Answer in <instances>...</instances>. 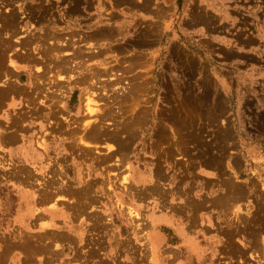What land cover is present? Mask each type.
I'll return each instance as SVG.
<instances>
[{"label": "rangeland", "instance_id": "obj_1", "mask_svg": "<svg viewBox=\"0 0 264 264\" xmlns=\"http://www.w3.org/2000/svg\"><path fill=\"white\" fill-rule=\"evenodd\" d=\"M66 1L70 3L69 0H0V28L5 24L3 25L5 28L0 29L4 37L1 38L0 35V38L13 41L14 45L6 52L3 47L2 49L0 47V50L6 53L7 59L6 66L3 67L4 69L0 67V71L8 69L10 73L9 76L6 74L0 77V88L12 82L22 91L19 96L16 92L17 105H8L9 101H13L11 96L6 98L0 95L3 96L2 99L0 98V104L3 106L1 108H7L13 116L16 109L27 117L30 114L33 117L37 116L36 122L28 121L32 117L25 123L21 122L22 126L25 124L27 126L24 130L23 128L18 130L20 141L9 144L1 141L0 154L7 159L6 164L11 165L9 162L13 160L9 157L11 152L15 151V162L12 166H16L15 169L22 168L25 164L22 156L28 150L25 147L21 150L23 142L31 137V127L43 121L47 128L40 133L36 131L33 141L37 144L36 139L40 141L46 139L51 146L50 150H40L42 156L38 158V167L43 170L45 163L54 164L52 166L56 168V171L58 170L55 178H59V183L67 184L68 182L70 187H76L79 185L74 181L78 167L80 166L84 171L86 181L93 176L94 168L91 169L89 164L95 160V164H92L97 171L106 168V172L113 173L112 177L117 185L116 193L122 197V204L114 195L112 198L114 204L108 207L103 206L100 200H98L99 203L98 201L89 203L88 200L87 204L90 205L86 204L85 206H88L86 208L82 205L87 200L83 196L74 200L77 205L72 201L73 196L69 198L64 196L65 200H61L62 197L59 196V201L62 202L56 200L53 204L68 205V211L75 213V224L70 227L63 225V220H59L58 223L61 226L57 225V228L52 230L55 231V235L49 233L46 236L41 234L44 230L39 226L27 228L20 220H17L20 194L18 190L9 193V187L3 183L4 177L0 176V264H155L151 249L152 233L161 229L171 237L165 242V247L176 246L177 241L172 230L162 226L161 222L157 224L158 226L154 225L155 222L162 221L155 217L160 216L159 211L165 210L167 206L165 208L161 206L154 196L148 195L142 198L140 194L155 184H159L161 189H172L176 182L171 175L181 177L180 185H192L194 194L198 197L197 201L204 198V200L217 199L219 197L215 196H223L221 193L224 191L229 192V187L235 182L236 185L245 186L251 193L241 196L240 200L236 196L239 201L235 197V203L229 201L230 209L225 208V202L223 209L232 211L233 238L237 237L238 241L241 239L247 241L245 238L262 235L264 239V0H176L174 7L172 5L174 0H168V12L163 11L167 14L166 20L163 21L164 23L166 21L167 31L165 41L175 37L184 41L189 47L195 48L198 47L196 43L200 37L199 32L203 31L209 37L205 39L206 41L202 40V44L205 42L209 45L213 42L220 46L226 45L227 50L213 49L206 50L205 53L212 58H215L214 54L217 53V58L223 62H216L218 67L220 64H227L223 68L227 78L230 79V83H227L231 89L226 99H229L231 109L229 106L205 108L206 110L189 105L167 106L162 108L163 113L166 114L160 115L157 119L154 114L160 108L152 106L151 97L154 93V85L158 83L155 71L162 61L154 60L153 54L149 52L134 54L135 51L130 50L131 48L124 43L130 30L133 29L134 16L137 13L145 16V10L129 12L125 17L126 25L113 27L105 26L102 16H99L100 20L94 23H82L80 11L77 9L78 12H73L77 13L76 16H71L70 4ZM75 1L77 0H72L73 5ZM104 2L112 4L113 0H104ZM158 7V5L154 6V13H160ZM111 11L112 9L108 10L109 13ZM13 14L16 20H20H15L18 22L14 24V26L17 24L16 27L7 20L5 22L6 17L9 15L11 17ZM120 40H123V44ZM27 53L34 57L35 63L32 66L17 56ZM220 57L227 61H223ZM12 59H14L13 62ZM185 64V67H191L190 64ZM180 65L183 66L182 63ZM31 70L33 74L30 73ZM3 71L2 73L5 74ZM39 75L42 79H38ZM48 92L57 93L55 95L58 96V102L52 101L48 94L46 96ZM53 93H50V96H53ZM67 93L69 97L65 96ZM35 94H37L36 98ZM95 97L97 101L99 100L97 112H99L98 119H101L100 121L97 119L100 123L98 127L103 126L99 129V135L102 134V138L107 137L108 140L104 138L102 140L100 137L101 145L91 146L92 149H90L91 147L85 146L84 143L81 146L80 141H75L74 138L78 130L81 134L85 133L84 123L81 124L84 121H78L80 120L78 117L84 115L83 111L87 113H85L87 115L85 120H96L95 117L98 116L96 112L93 115L87 107L85 108V104L90 99L92 102L96 101ZM51 102L57 106H49ZM80 103L84 107L79 108ZM92 105L96 104L92 103ZM20 106L22 108L19 110ZM31 106H35L36 111L41 109L37 111L40 114L34 113V109L30 111ZM1 108L0 118L4 121L5 114ZM226 109L230 110L228 114H225ZM53 114L59 116V119ZM76 125L78 130L75 132ZM10 127L0 126V131L3 129L11 131ZM48 127L52 129L47 131ZM80 128H83V131ZM23 131H26V134L21 133ZM106 134H109L110 138L112 135L113 140H110ZM113 134H116L115 137ZM129 134L128 139L132 141L128 147L123 146L122 142L116 138L120 136L123 139ZM115 138L119 141L114 140ZM108 141L109 145H107ZM76 144L79 145L76 146ZM113 146L119 147L118 153ZM111 147L116 154L106 161L103 158H106V153L111 150ZM124 148L127 150L125 151ZM97 156L103 157L101 159L104 162L98 161ZM204 159H212L211 161L215 159L223 170L206 169L202 163ZM146 161L155 162L154 171L166 173L170 180L164 178L159 180L154 175L150 181H133L132 187L136 189V196L133 197V193L127 191L124 186L127 183L125 177L134 173L133 167L140 170L146 169L148 167ZM27 166L31 167L30 164ZM149 167L152 171L151 166ZM90 171L91 174H89ZM47 172L48 169L42 173ZM1 173H5L4 168H1ZM57 173L63 174L61 176L64 179ZM38 182L36 180V184ZM252 183L257 191L253 189ZM93 190L92 193L90 191L89 197L94 200L93 195L101 193ZM257 192L259 197L256 195ZM137 198L139 199L136 200ZM177 201L170 208L176 209V212L189 209L187 203L182 204L180 199ZM80 204L86 210L83 214L84 208ZM259 204H262L261 211ZM180 205H182L181 208ZM201 205L198 203L195 210L203 209ZM78 206L83 209H78ZM130 206L133 207L134 213L140 212V215H134L135 222L120 214L123 210L129 216L127 212ZM113 209H115L114 215L110 212ZM89 210L92 213L96 211L97 214L96 212L91 214ZM98 213L103 215L102 218H96L100 215ZM78 224H85L87 232L89 229L88 240L81 241L79 238ZM73 225H75L74 228ZM254 234L257 235L254 236ZM55 236L58 242L53 238ZM49 240L52 241L48 242ZM33 244L36 245L33 247L31 246ZM29 246L33 248L29 249ZM256 247L249 253L251 260L264 258V244ZM168 251V256L173 258L175 249ZM230 253L234 260L241 259V262H244L247 259L242 250H233Z\"/></svg>", "mask_w": 264, "mask_h": 264}, {"label": "crops", "instance_id": "obj_2", "mask_svg": "<svg viewBox=\"0 0 264 264\" xmlns=\"http://www.w3.org/2000/svg\"><path fill=\"white\" fill-rule=\"evenodd\" d=\"M175 1L172 3L173 7ZM66 2L70 4L71 16H76L77 13H73L74 11H80L79 16L82 23H94L96 20H100L99 16H102L105 21L103 24L113 27L126 25L125 17L129 12L145 10V16L140 13L134 16L133 29L130 30V34L124 43L131 48L130 50L135 51L134 54L149 52L153 54L152 58L154 60L161 59L162 61L155 71L158 83L154 85V93L151 97L152 106H159L160 108L154 114L156 119L160 115L166 114L163 113L162 108L167 106L189 105L202 110L229 106L231 109L229 99H226L231 89L228 84L230 79L227 78L225 68H223L227 64H220V67H218L216 64L222 61L217 58V53L214 54L215 58L205 53L206 50L211 51L213 49L217 51L219 49L227 50L226 45L220 46L219 44H213V42H210L212 46L205 42L202 44L201 41H206L205 39L209 37L203 31L199 32L200 37L198 43H196L198 47L195 48L189 47L184 41L175 37L165 41L167 31L166 21L165 23L163 21L166 20L167 14L163 11L168 12V0H160V2H157V0H113L112 4H106L104 0H81L79 5L77 1L74 5L73 2ZM156 5L159 6L160 13H154V6ZM110 9H112L111 13L108 12ZM120 42L123 44V40H120ZM181 63L183 66L180 65ZM185 63L190 64L191 67H185ZM203 112L209 113L210 111ZM229 112L230 110L227 111L226 109L225 114ZM212 114H217V112H212ZM215 121H217L216 118ZM208 160H202L206 169L212 171L223 170L221 166L217 168V162L215 163L211 159ZM146 165L148 167L141 171L150 172L152 175L149 166L153 171L156 165L155 162L149 163L146 161ZM166 211L167 209L159 211L160 216H156L155 219L162 221H157L154 225L161 222L162 226L172 230L177 245L165 247V242L169 241L171 237L161 229L152 233L153 236H161L163 239L157 253L160 259L158 256L157 258L161 264H264V258L249 259L250 251L256 249L257 245L264 244L262 235L254 234V236H257L245 238L247 241L243 239L238 241L237 237H235L237 240L233 238L232 211L225 209L218 211L217 214L214 211L211 213L210 211H203V209L193 211L186 208L180 214L177 213V216H173L172 211ZM169 249H175L173 258L167 254ZM233 250H242L247 259L244 262H241V259L234 260L230 253Z\"/></svg>", "mask_w": 264, "mask_h": 264}, {"label": "bare ground", "instance_id": "obj_3", "mask_svg": "<svg viewBox=\"0 0 264 264\" xmlns=\"http://www.w3.org/2000/svg\"><path fill=\"white\" fill-rule=\"evenodd\" d=\"M63 1H65V0H63ZM70 2H72L71 0H69ZM77 2H78V5H79V3L81 2V0H77ZM41 11V10H40ZM12 15V14H11ZM34 15V12H33V14H32V16ZM35 15H36V13H35ZM6 20L8 21V23H10V24H12L13 25V27H16L17 26V24H16V26H14V24H15V22L18 20H16V18H15V14H13V16H11L10 17V15L9 16H7L6 17V19H5V22H6ZM16 20V21H15ZM18 21H20V20H18ZM16 23H18V22H16ZM3 25H5V24H3ZM2 25V27H4L5 28V26H3ZM7 25V24H6ZM10 26V25H9ZM1 27V28H2ZM7 27V26H6ZM12 27V28H13ZM0 28V29H1ZM10 28V27H9ZM8 28V29H9ZM2 32V31H1ZM0 35H1V33H0ZM2 36V35H1ZM0 36V37H1ZM4 37V35L1 37V38H3ZM10 37V36H9ZM1 38H0V43H1V45H0V47H1V49H2V47H3V49H4V51L6 52L7 50H9L12 46H14L13 45V41L11 42L10 40H8V39H2L1 40ZM6 38V37H5ZM7 38H8V36H7ZM10 39V38H9ZM12 40V39H11ZM23 41V40H22ZM24 42V41H23ZM22 48H23V46H22ZM5 52H3L2 50H0V67L1 68H3L4 66H6V63H5V60H7L6 59V57H5ZM15 54V53H14ZM17 54V53H16ZM28 54V55H27ZM27 54H21V55H17L19 58H21V59H23V61H26V63H29V66H32L34 63H35V60H34V57L33 56H31L29 53H27ZM14 61V59H12V62ZM10 65V64H9ZM16 65V64H15ZM7 67H8V65H7ZM6 67V68H7ZM4 69V68H3ZM60 70H62V69H60ZM63 70L65 71V69H64V67H63ZM62 70V72H64ZM3 71V70H2ZM2 71H0V77H2L3 75H6L7 74V76H9L10 75V73H9V71H8V69L5 71H3L5 74H3L2 73ZM66 72V71H65ZM30 73H32V70L30 71ZM59 73L61 74V72L59 71ZM58 73V74H59ZM33 74V73H32ZM39 74V73H38ZM64 74V73H63ZM95 74V73H94ZM93 74V75H94ZM31 75V74H30ZM38 77V79H40L41 77H40V75L39 76H37ZM42 79V78H41ZM56 82V81H55ZM59 82V81H58ZM60 84H61V82H59ZM58 83V85L60 86V84ZM57 84V83H56ZM65 86V85H64ZM62 87V86H61ZM64 88V87H63ZM53 89V88H52ZM59 90V89H58ZM61 90V89H60ZM52 91V90H51ZM16 92H18L19 94H18V96L20 95V93L22 92L21 91V89H19L17 86H15V85H13V83L11 82L10 84L8 83V85L5 87H3V88H0V95H3V96H5L6 98H8L9 96H11V98L13 99V101H9L8 102V105H17V101H16ZM54 92H55V89H54ZM37 93H39L38 91H37ZM50 93H53V92H50ZM49 92L48 93H46V96H47V94H48V97L50 98V99H52V101H54L55 103H56V101H57V99H58V96H56L57 95V93H53L54 95L53 96H50L51 94H50ZM68 94L69 93H67V94H65V96L67 95L68 96ZM37 94H35V98L37 97L36 96ZM2 96V97H3ZM2 97L0 96V98L2 99ZM30 97H32V96H30ZM69 97V96H68ZM87 97V96H86ZM85 97V98H86ZM92 97H94V96H92ZM5 98V99H6ZM49 98L47 99V97H46V99L47 100H49ZM89 98V97H88ZM91 98V97H90ZM96 98V97H95ZM31 99V98H30ZM61 99V98H60ZM89 100V99H88ZM95 101V100H94ZM92 102V99H90L89 100V102L87 101V103L85 104V108L87 107V110L88 111H90V113H95L96 112V114L98 115L97 116V118L95 117V119L96 120H94V119H91V120H94V121H91V120H85L86 118H87V115H85V113H86V111H85V113H84V111H83V114L85 115H81V117H85V118H79L78 117V119H80V120H78V121H84V122H81V124L82 123H84V129H85V133H82L81 134V131L80 130H78V128H77V125L75 126L76 127V129H75V132H76V130H78V131H80V133H78V131L76 132V136H75V138H74V140L75 141H80V145L82 146V145H84V144H86L85 146H88V147H94L95 145L96 146H98V145H101V144H99L100 143V141H101V139L103 140V138L104 139H107L108 140V138L106 137H103L102 138V134H101V136L99 135V129L100 128H103V126H101V127H98V118H99V112H97L99 109L97 108V104H98V101H97V98H96V101L95 102ZM22 102V101H21ZM58 102V101H57ZM93 104H96L95 106L94 105H92V103ZM97 102V103H96ZM55 103H53V102H51V103H49V106H53V105H56ZM1 104H0V108H1ZM57 106V105H56ZM3 107V106H2ZM54 107V106H53ZM80 107H84V105H82L81 103H80V105H79V108ZM22 108V106H20L18 109L20 110ZM31 108H32V110H30V111H33V109H34V113H36V114H38V112L37 111H39V110H41V109H37V111H36V109H35V106H31ZM41 108V107H40ZM2 109V108H1ZM51 109H52V107H51ZM54 109V108H53ZM60 109V108H59ZM3 110V114H5V120L3 121L1 118H0V126H2L3 128H6V126L8 127H10V126H12V127H10V128H12V130L10 131V130H6V129H3V131H0V145L3 143V142H6V143H16L17 141H20V136L18 135V130H22V128H23V130L26 128V124L24 125V126H22L21 125V122H26V120L27 119H29L30 117H32V119L31 120H28V121H31V122H36V118H37V116H35V117H33V115L32 114H30V116L29 117H27V115H24V113L23 112H19V111H17V109H16V113L14 114V116L13 115H11L10 114V112L7 110V108L6 109H2ZM86 110V109H85ZM1 111V110H0ZM59 111V110H58ZM57 111V112H58ZM105 111V110H104ZM54 112V111H53ZM60 112H62V110L60 109ZM59 112V113H60ZM102 112H103V110H102ZM33 113V114H34ZM55 113H56V111H55ZM59 113L57 114V115H59ZM90 113H88V114H90ZM103 113H105V112H103ZM102 113V114H103ZM40 114V113H39ZM38 114V115H39ZM87 114V113H86ZM101 114V113H100ZM54 115V117H58V119H59V116H56V114H53ZM61 115V114H60ZM94 115V114H93ZM52 117V116H51ZM103 117V116H102ZM52 119H53V117H52ZM81 119H84V120H81ZM98 119V120H97ZM51 120V119H50ZM56 120H57V118H56ZM101 120V119H100ZM99 120V121H100ZM78 123V122H77ZM49 124V123H48ZM55 124V123H54ZM100 124V123H99ZM82 126V125H81ZM100 126V125H99ZM15 127V128H14ZM64 127V125L62 126V128ZM14 128V129H13ZM45 128H47V126H46V124L43 122V121H41L39 124H36L35 126H32L31 127V132H30V134H31V137H28V139H26V141H24L23 142V145H22V148H21V150H23V148L25 147V148H27L28 150L27 151H25V153L23 154V156H22V159L24 160V162H25V164H24V166L22 167V168H16L15 169V167L14 166H12V164H14V162H15V151L14 152H11V154H10V159H12L13 160V162H9L11 165H7L6 164V161H7V159H5V157H2V155L0 156V176H2V177H4V181H3V183L7 186V187H9V193H10V191H13V190H18V192H19V194H20V202H19V209H18V212H19V215L17 216V220H20L21 222H22V224L25 226V227H27V228H33V227H35V226H39V228H41V229H43L44 231H42V233L41 234H45L46 236H47V234H49V233H53L54 235H55V231H52L53 229L55 230L56 228H57V225H60L59 223H58V221L59 220H63L64 222V224L63 225H67V226H70V225H72V224H75L74 223V220H75V218H74V215H75V213H74V211L73 212H69L68 211V205H63L62 203L61 204H53V202L54 201H56V200H58V202H62V201H59V198L60 197H62V198H60L61 200L63 199V200H65L64 199V196H68L67 198H69L70 196H73L72 198H74L73 200H72V198H70L72 201H74L76 198L77 199H80V197L79 196H83L84 198H86L87 200H86V202H85V204H84V202L82 203V205H86L87 203H88V200H89V203H92V202H97L98 200H100V202L102 203V205L103 206H105V207H108V205H112V204H114V199H112L113 197H114V195H115V197H118L117 198V201H119V203L120 204H122V197L120 196V195H117V193H116V191H117V185L115 184V180H114V178L112 177V174L113 173H109V172H106L105 170H106V168H104V170L101 168V170L100 171H97V169H96V167L92 164V163H94L95 164V160L92 162V163H90L89 165H90V168L92 169V168H94V170H93V176L91 177V178H87L86 179V181L84 180V171L81 169V167L79 166L78 167V171H77V173H76V178L74 179V181L75 182H77L79 185L78 186H76V187H70V185H68V182H67V184H63V183H59V178L58 179H56L55 178V176H56V172H58V170L56 171V168L55 167H53L52 165H54V164H49V163H45L44 165H45V169H40L39 167H38V163L37 162H39V157L40 156H42V154L40 153V150H50V144H48L47 143V140L46 139H42L41 141L40 140H38V139H36L37 140V144H36V142H34L33 141V137H34V135H35V133H36V131H38L39 133H40V131H42V130H44ZM58 128V127H57ZM56 128V129H57ZM49 129H52V128H49L48 127V130L47 131H49ZM55 129V128H54ZM60 129V128H59ZM81 129V128H80ZM1 130V129H0ZM82 131H83V128L81 129ZM103 131H104V129H102ZM102 130H100V132L102 131ZM69 131V130H68ZM67 131V132H68ZM102 131V132H103ZM51 132V131H50ZM66 132V131H65ZM74 132V131H73ZM21 133H23V134H26V131H23V132H21ZM62 133V132H61ZM69 133V132H68ZM70 133H72V132H70ZM117 133V132H116ZM48 134V133H47ZM111 134V133H110ZM132 134V137H133V133H131ZM74 135H75V133H74ZM106 135H108V137L110 138V136H109V134H106ZM114 135V137H115V135L116 134H113ZM161 135V134H160ZM49 136V135H48ZM118 136V135H117ZM100 137H101V139H100ZM130 137V134L128 135V137H125V138H121L120 136L119 137H116V138H118L119 140H120V142H122V144H123V146H127L128 147V145H130V141H132L131 139H128ZM131 137V138H132ZM111 138H112V135H111ZM110 138V140H113V139H111ZM114 139V140H117V139ZM106 140V141H107ZM119 140H117V141H119ZM1 141H2V143H1ZM102 142H104V141H102ZM114 142H116V141H114ZM73 143H74V141H73ZM76 143V142H75ZM82 143V144H81ZM84 143V144H83ZM79 144H76V146L77 145H79ZM94 144V145H93ZM110 144V142L108 141V143H107V145H109ZM112 144V143H111ZM113 145L114 146H116L114 143H113ZM2 146V145H1ZM72 146V145H71ZM70 146V147H71ZM74 146V145H73ZM76 146H75V149H76ZM95 146V147H96ZM113 146V147H114ZM122 148H123V146L122 145H120ZM84 147V146H83ZM88 147H87V149H88ZM92 147L90 148V149H92ZM99 147V146H98ZM120 147V148H121ZM79 148V147H78ZM84 148H86V147H84ZM109 148H110V146H109ZM115 148V147H114ZM113 148V149H114ZM118 146L115 148V150L117 151L118 150ZM131 148V147H130ZM86 149V150H87ZM94 149V148H93ZM77 150V149H76ZM85 150V151H86ZM110 150V149H109ZM115 150H112V147H111V150L109 151V152H107L106 154V158H103V157H101V158H103L104 160H106V161H109L111 158H112V156H114L115 154H116V151ZM124 150L126 151L127 149H125L124 148ZM90 151V150H89ZM115 151V152H114ZM87 153H89V152H87ZM117 153H118V151H117ZM124 154V153H123ZM90 155V154H89ZM90 157V156H89ZM100 157H96V159H98V161H102V163L104 162V160L103 159H101ZM212 158V157H211ZM166 160H167V158H166ZM208 160V159H207ZM212 160V159H211ZM216 160H217V158H216ZM215 159H214V161H216ZM60 161V160H59ZM97 161V160H96ZM207 162V161H206ZM208 162H210V160H208ZM57 163H59V162H57ZM213 163V162H212ZM216 163V162H215ZM27 164H30L31 165V167H28L27 166ZM209 164V163H208ZM6 166H8V168L6 167ZM32 166L34 167V168H32ZM39 166H41V165H39ZM98 166V165H97ZM212 166V165H211ZM222 167V166H221ZM1 168H4V174H2L1 173ZM10 168V169H9ZM134 168V173H130V175L129 176H126L125 178V180H126V182L127 183H125V187L127 188V191H131V193H133V197H135L136 196V189H133V187H132V182L134 181V182H136V181H138V182H141V181H150V180H152V175H155L159 180H162V178H164V179H168V176H167V174L166 173H160L159 171H157L156 172V170L154 171H151V173H152V175L150 174V172L148 173H145V172H143V171H141L140 169H137V168H135V167H133ZM217 168H220V165L219 164H217ZM48 169V172L47 173H42V172H45L46 170ZM188 169V168H187ZM40 170H42L41 172H40ZM152 170V169H151ZM97 172V173H96ZM189 172V171H188ZM59 173H61L60 171H59ZM59 173H57L58 174V176L60 175ZM89 174H91V171L89 172ZM36 175H38V177H36ZM43 175V176H42ZM61 175H63V174H61ZM60 175V177L62 178L63 176H61ZM173 177V181H174V179H175V182H176V185L172 188V189H161L160 188V185L159 184H155V185H152L149 189L148 188H146L145 190H143L142 191V193L140 194V196L142 197V198H144V197H147L148 195H151V196H154L155 197V200L161 205V206H163L164 208H165V206H167L165 209H167V211H172L173 212V216H177V213L178 214H180L181 212H176L175 210L176 209H174V208H170L171 206H173V205H175L178 201V199H180V201H182L181 203L182 204H185V203H187L188 205H189V209L190 210H193V211H195V207H196V205L198 204V203H201L202 205V208H203V211H209V210H211V213H213V211L214 212H216L217 214H218V211H220V210H223L224 209V205H225V202H226V206H225V208H229V201H231V203H233L234 202V198L236 197V196H238V198H239V200L242 198L241 196H245V195H249L250 193H249V191H247L246 190V187L245 186H240V185H236L235 183H233L230 187H229V192H226V191H224L223 193H221V195H223V196H215V197H219V198H217V199H215L214 197V199H210V200H208V199H206V200H201L200 201V199L197 201V199H198V197H196V195L194 194V191H193V187H192V185H190V186H188V185H180L179 184V182H180V180H181V177L179 176V175H171V178ZM38 180L39 182L37 183L38 184V186H37V184H36V180ZM63 179H64V177H63ZM77 180V181H76ZM72 184V183H71ZM226 184V183H225ZM253 184V183H252ZM227 186L229 185V184H226ZM254 185V184H253ZM252 185V186H253ZM254 188L253 189H255L256 191H257V189H256V187H255V185L253 186ZM93 189H95V190H97L99 193H101L100 195H93L94 196V200L92 199V198H90L89 197V194H90V191H91V193H92V190ZM94 191V190H93ZM254 192V191H253ZM255 193V192H254ZM256 195L259 197V193L257 192L256 193ZM58 196V197H57ZM60 196V197H59ZM226 196L228 197V198H226ZM82 197V198H83ZM241 197V198H240ZM81 198V199H82ZM83 198V199H84ZM227 200H226V199ZM237 197H236V200L238 199ZM76 199V200H77ZM90 199L92 200V201H90ZM139 198H137L136 200H138ZM68 200V199H67ZM85 200V199H84ZM83 200V201H84ZM236 200H235V202H236ZM239 200H237V201H239ZM233 201V202H232ZM75 203H76V201H74ZM74 202H72V203H74ZM234 202V203H235ZM259 202L260 203H263V201H261V200H259ZM54 203H56V202H54ZM79 203H81V202H79ZM98 203H99V201H98ZM97 203V204H98ZM168 203H170L171 205H167ZM230 203V204H231ZM75 205V204H74ZM76 205H77V203H76ZM81 205V204H80ZM81 205V206H82ZM87 205H90V204H87ZM93 205V204H92ZM233 205H235V204H233ZM232 205V206H233ZM81 206L79 207L78 206V209L79 208H81ZM98 206H99V204H98ZM156 206H158V205H156ZM181 206L182 205H180V208H181ZM232 206H231V208H232ZM76 207V206H75ZM74 207V208H75ZM83 207V206H82ZM86 208L88 207V206H85ZM77 208V207H76ZM84 208V207H83ZM83 208H81V209H83ZM258 208V207H257ZM109 209H110V207H109ZM230 209V208H229ZM77 210V209H76ZM85 210V208L82 210V214L84 213L83 211ZM259 210L261 211L262 210V204H259ZM86 211V210H85ZM95 211V210H94ZM238 211V210H237ZM88 212V211H87ZM91 211L89 210V213H90ZM96 212V211H95ZM95 212H93L94 214H95ZM111 212V214L112 215H114L115 214V209H113L112 211H110ZM79 213H80V211H79ZM78 212H77V214H79ZM88 213V214H89ZM92 212H91V214H93ZM128 214H129V216L128 215H126V211H120V214H122L123 216H124V218H126V219H131V221H136V220H134V218H135V216L137 215V214H139L140 212H137V213H134V210H133V207H129V212H127ZM96 214H97V212H96ZM98 214H100V215H98L96 218H102V216H101V213H98ZM110 214V213H109ZM238 214V213H237ZM90 215V214H89ZM135 215V216H134ZM140 215V214H139ZM226 215V214H225ZM62 216H64L65 218L64 219H62V218H59V217H62ZM93 216V215H92ZM242 216V215H241ZM241 216H240V218H241ZM91 217V216H90ZM232 217V216H231ZM237 217H239V214L237 215ZM68 218V219H67ZM93 218V217H92ZM91 218V219H92ZM245 219V218H244ZM96 220V219H95ZM97 220H99V219H97ZM109 220V219H108ZM243 220V219H242ZM93 222H95V221H92V223ZM110 222V221H109ZM96 223V222H95ZM98 224V223H97ZM79 225V232H78V236H79V238L81 239V241H85V240H88V238H87V235L89 234V229H88V232L86 231V226H85V224H78ZM100 225V224H99ZM61 226V225H60ZM74 226L75 225H73V228H74ZM95 226H97V225H95ZM70 227H72V226H70ZM109 227V226H108ZM36 228V227H35ZM95 228V227H94ZM113 228V227H112ZM114 229V228H113ZM109 230V229H108ZM41 232V231H40ZM233 232H234V225H233ZM232 232V234H234ZM28 234H30V233H28ZM27 234V235H28ZM25 235V234H24ZM57 236V235H56ZM56 236L55 237H53V238H55L56 239ZM70 236V238H72L73 239V237L71 236V235H69ZM104 236V235H103ZM163 236V235H162ZM29 237V236H28ZM40 237V236H39ZM45 237V236H44ZM25 238V237H24ZM52 238V237H51ZM58 238V237H57ZM105 238V237H104ZM164 238V237H163ZM26 239V238H25ZM24 239V240H25ZM54 239V240H55ZM61 239H63V238H61ZM165 239V238H164ZM27 240L29 241V239L27 238ZM36 240V239H35ZM41 240V239H40ZM53 240V241H54ZM131 240V239H130ZM162 238H161V236H157V235H155V236H151V243H152V251H153V254H154V263L155 264H161L160 263V257H159V254H157L159 251H158V247H159V245H161V243H162ZM28 241H26V242H28ZM39 241V240H38ZM50 241H52V240H49L48 242H50ZM55 241H57V239L55 240ZM60 241H64V240H60ZM59 241V242H60ZM117 241V240H116ZM148 241V240H147ZM25 242V243H26ZM31 242V241H30ZM29 242V243H30ZM58 242V241H57ZM125 242V241H124ZM24 243V244H25ZM32 243V242H31ZM61 243H63V242H61ZM126 243V242H125ZM130 243V242H129ZM20 244L22 245V243L20 242ZM27 244V243H26ZM40 244V243H39ZM55 244H56V242H55ZM131 244V243H130ZM148 244V243H147ZM29 245V244H28ZM34 245H36V244H33V245H31V246H33L34 247ZM38 245V244H37ZM48 245V244H47ZM119 245V244H118ZM144 245V244H143ZM31 246H29V249L31 248H33V247H31ZM118 247V246H117ZM148 247V246H147ZM25 248V247H24ZM36 248H39V247H36ZM128 248V247H127ZM131 248V247H130ZM129 248V249H130ZM135 248V247H134ZM54 249V248H53ZM132 249V248H131ZM147 248H145V250H146ZM56 250V249H55ZM143 250H144V248H143ZM49 251V250H48ZM139 251V250H138ZM29 252V251H28ZM140 252V251H139ZM39 253V252H38ZM48 253H50V252H48ZM33 254H36L35 252H33ZM32 254V255H33ZM141 254V253H140ZM30 255V254H29ZM37 255V254H36ZM35 255V256H36ZM48 255V254H47ZM50 255H51V253H50ZM142 255V254H141ZM49 256V255H48ZM157 256H158V258H157ZM32 257V256H31ZM51 257V256H50ZM53 257V256H52ZM142 257V256H141ZM34 258V257H33ZM27 259H28V257H27ZM31 259V258H30ZM29 259V260H30ZM52 259V258H51ZM32 260V259H31ZM140 261H141V259H140ZM84 262V261H83Z\"/></svg>", "mask_w": 264, "mask_h": 264}]
</instances>
